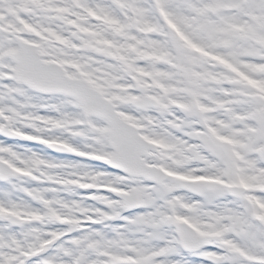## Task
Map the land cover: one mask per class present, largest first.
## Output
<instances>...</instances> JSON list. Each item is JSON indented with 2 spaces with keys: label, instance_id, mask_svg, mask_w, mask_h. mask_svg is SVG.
<instances>
[{
  "label": "snow or ice",
  "instance_id": "snow-or-ice-1",
  "mask_svg": "<svg viewBox=\"0 0 264 264\" xmlns=\"http://www.w3.org/2000/svg\"><path fill=\"white\" fill-rule=\"evenodd\" d=\"M0 264H264V0H0Z\"/></svg>",
  "mask_w": 264,
  "mask_h": 264
}]
</instances>
